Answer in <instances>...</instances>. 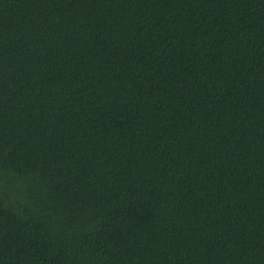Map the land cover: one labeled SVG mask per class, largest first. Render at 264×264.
<instances>
[{
	"label": "trees",
	"instance_id": "obj_1",
	"mask_svg": "<svg viewBox=\"0 0 264 264\" xmlns=\"http://www.w3.org/2000/svg\"><path fill=\"white\" fill-rule=\"evenodd\" d=\"M0 264H264V0H0Z\"/></svg>",
	"mask_w": 264,
	"mask_h": 264
}]
</instances>
